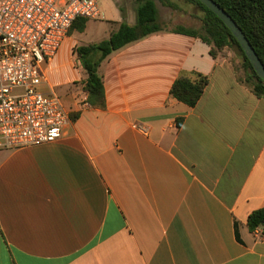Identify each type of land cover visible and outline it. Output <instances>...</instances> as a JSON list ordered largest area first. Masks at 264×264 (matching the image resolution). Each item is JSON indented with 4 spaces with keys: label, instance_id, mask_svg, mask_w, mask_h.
Returning a JSON list of instances; mask_svg holds the SVG:
<instances>
[{
    "label": "crops",
    "instance_id": "obj_1",
    "mask_svg": "<svg viewBox=\"0 0 264 264\" xmlns=\"http://www.w3.org/2000/svg\"><path fill=\"white\" fill-rule=\"evenodd\" d=\"M110 3L44 65L42 91L72 116L62 138L0 149V264H264V230L248 227L264 208V98L202 39L165 30L102 63L93 106L76 49L136 24L134 0ZM182 73L209 78L194 108L171 95Z\"/></svg>",
    "mask_w": 264,
    "mask_h": 264
},
{
    "label": "built area",
    "instance_id": "obj_2",
    "mask_svg": "<svg viewBox=\"0 0 264 264\" xmlns=\"http://www.w3.org/2000/svg\"><path fill=\"white\" fill-rule=\"evenodd\" d=\"M102 18L99 0H0V149L62 138L72 116L59 96L42 91L44 65L77 20Z\"/></svg>",
    "mask_w": 264,
    "mask_h": 264
},
{
    "label": "trees",
    "instance_id": "obj_3",
    "mask_svg": "<svg viewBox=\"0 0 264 264\" xmlns=\"http://www.w3.org/2000/svg\"><path fill=\"white\" fill-rule=\"evenodd\" d=\"M163 5L174 9L180 6L171 0H158ZM197 6L202 14L199 19L202 22L200 31L177 26L168 29L167 24L160 19V10L157 0H134L136 24L130 25L123 22L109 39L88 46H80L76 49L83 68L87 73L84 90L87 100L95 107H105L106 97L103 76L100 67L114 53L139 42L149 36L161 33L165 30H173L193 37H199L211 47V55L214 58L223 57L226 49L238 51L241 57L240 66L234 65L238 80L247 84L253 93L264 98V82L256 73L252 63L246 56L240 43L226 24L208 7L199 0H187ZM223 8L241 28L257 55L264 65V0H213ZM88 20L79 19L70 29L83 32ZM233 64V63H232ZM242 71V73H241ZM208 76L194 73L192 75L182 73L171 88V95L176 100L194 108L202 98L207 86ZM181 125V120L179 121ZM264 208L253 212L248 218V227L251 231L259 228L264 230Z\"/></svg>",
    "mask_w": 264,
    "mask_h": 264
},
{
    "label": "rangeland",
    "instance_id": "obj_4",
    "mask_svg": "<svg viewBox=\"0 0 264 264\" xmlns=\"http://www.w3.org/2000/svg\"><path fill=\"white\" fill-rule=\"evenodd\" d=\"M100 4H112L111 0H99ZM173 3H177L180 8L174 9L167 5H163L160 1L157 0V4L160 10L161 19L163 23L169 25L168 29H174L177 26H184L189 29L198 30L202 29V22L199 19V16L202 14L201 10L188 2L187 0H171ZM126 2H122L121 6L125 8ZM113 7V6H112ZM224 56L228 57L234 65L240 66L241 57L238 54V51L234 49H226L223 53ZM242 73V71H241Z\"/></svg>",
    "mask_w": 264,
    "mask_h": 264
},
{
    "label": "water",
    "instance_id": "obj_5",
    "mask_svg": "<svg viewBox=\"0 0 264 264\" xmlns=\"http://www.w3.org/2000/svg\"><path fill=\"white\" fill-rule=\"evenodd\" d=\"M206 7L212 10L231 30L233 35L236 37L238 42L240 43L242 49L246 53V56L252 63L256 73L264 82V65L257 55L255 49L249 42L248 38L245 36L241 28L237 25V23L233 20V18L223 9L221 8L215 1L213 0H199ZM264 225V221H263Z\"/></svg>",
    "mask_w": 264,
    "mask_h": 264
}]
</instances>
